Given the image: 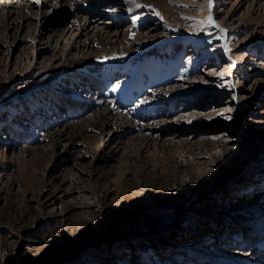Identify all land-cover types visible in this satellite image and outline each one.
<instances>
[{
	"label": "rangeland",
	"instance_id": "374dc122",
	"mask_svg": "<svg viewBox=\"0 0 264 264\" xmlns=\"http://www.w3.org/2000/svg\"><path fill=\"white\" fill-rule=\"evenodd\" d=\"M137 2L0 4V264H264V0ZM116 28L125 55L66 72ZM108 106L135 128L83 120Z\"/></svg>",
	"mask_w": 264,
	"mask_h": 264
},
{
	"label": "bare ground",
	"instance_id": "6f19581e",
	"mask_svg": "<svg viewBox=\"0 0 264 264\" xmlns=\"http://www.w3.org/2000/svg\"><path fill=\"white\" fill-rule=\"evenodd\" d=\"M11 1L12 0H1L0 4L4 8L8 9ZM22 1H28V2H30L29 4H31V1H33V0H22ZM47 1H50V0H47ZM107 1L108 0H53V2L58 6V8H60L59 10L63 11V13H64L63 21L68 20V17H71L70 16L71 13L76 14L81 9L87 10L88 12H91L93 9H95L96 7H98L99 5H101L103 3H106ZM20 5L22 6V3ZM2 14L4 15V16H2L3 17L2 20L4 22H7V24H11L13 22V24H16L17 27H21L23 25V23L26 21V18H23L22 20H20L19 23H17L16 21H12V19H11L12 11L11 10H6L5 12H0V18H1ZM90 28H91V25L89 23H87V22L80 23L77 20H74V22L70 25V27L65 28L63 30V32L61 33V35H59V36H60V39L63 38V36L64 37L69 36L70 38L72 37L71 38L72 44H71L70 49H74L75 47L76 48L79 47V44H80L79 39L81 36H88L89 35ZM127 35H129L128 31H125L124 29L120 30V29L116 28L115 31L107 30L104 33L97 34L96 36H94L93 40L90 43L88 42L87 44H85V49H84L85 53L84 54H80L78 56H72L69 51H65L61 55V58H63L62 59L63 65H66V67H68L66 72L72 71V70H77L78 68L85 66L86 64H91V63L95 62L96 56L107 59L108 57L110 58V56L113 55V52H116L118 55H125L123 53L124 51L123 52L121 51V46H124V40L123 39H126ZM60 39H58V41ZM131 41H134V40H131ZM135 43H136L135 41L131 42V46H133ZM95 45H97V46H95ZM128 45H130V44H128ZM108 48H110V49H108ZM126 48H127V46H126ZM87 49L89 51H87ZM110 50L112 52H109ZM100 51H103L102 53H104V55L103 54L97 55V54H99L98 52H100ZM86 91H87V95L91 93L90 90H86ZM83 96H85V95L82 94V98H83ZM84 98H85V101H87L86 106H88V103H89V104H93V106L96 105V107H97V106L103 104V101H104L103 99L98 98L96 96H94V97L86 96ZM96 111L97 112L95 113V115L93 117H89V118L83 119V120H89V123L92 124V127L99 130L102 134L106 133L105 132V126L107 124L116 125V129H119L121 133L128 130V129L135 128V125L131 123L132 120L128 121L127 119H125L121 115L115 114L113 112L114 108L112 106L104 107L103 109H99ZM118 113H120V112H118ZM79 122L83 123L82 120L78 121V123ZM79 125L83 126L82 124H79ZM79 128H80V126L78 127V124H76V123H74L73 125L71 123L70 124L68 123V124H65L64 126H62L60 129H58V128L55 129V131L52 132L51 134H49L47 138L50 140L49 142H51L52 144L57 143V142L59 143L61 141H67V140L69 141V144H72L77 139L83 138V136H84V131L86 128L83 127L82 129L78 130ZM113 133L114 132H109L108 136L113 137V135H112ZM229 142H232V141H229Z\"/></svg>",
	"mask_w": 264,
	"mask_h": 264
},
{
	"label": "snow or ice",
	"instance_id": "6c2138e0",
	"mask_svg": "<svg viewBox=\"0 0 264 264\" xmlns=\"http://www.w3.org/2000/svg\"><path fill=\"white\" fill-rule=\"evenodd\" d=\"M126 2L128 3V4H130V5H134L136 8H141V7H151V6H149V5H143V4H140V3H138L137 2V0H126ZM182 7H188V5H181ZM208 6H209V9L211 8V6H212V0H208ZM131 10V9H130ZM157 16H160V12L159 11H156V13H155ZM163 17H161V19H162ZM185 19H190L189 17H185ZM201 23H203V21H201ZM207 23L208 24H213L214 23V20H213V17L211 16V15H209L208 17H207ZM216 27H220L218 24L216 25ZM221 32H226V29H223V28H221ZM221 76H223V74L221 73ZM117 87H119L118 85H117ZM224 111L225 112H231L232 111V109L231 108H226V109H224ZM221 115H223V112L221 113ZM226 119H231V117L230 116H228V117H225Z\"/></svg>",
	"mask_w": 264,
	"mask_h": 264
}]
</instances>
